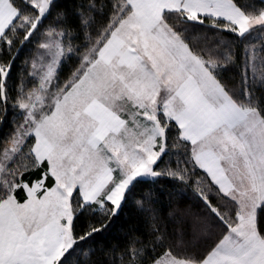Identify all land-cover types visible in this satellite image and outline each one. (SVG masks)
Wrapping results in <instances>:
<instances>
[{
	"label": "snow or ice",
	"instance_id": "1",
	"mask_svg": "<svg viewBox=\"0 0 264 264\" xmlns=\"http://www.w3.org/2000/svg\"><path fill=\"white\" fill-rule=\"evenodd\" d=\"M0 264H264V0H0Z\"/></svg>",
	"mask_w": 264,
	"mask_h": 264
}]
</instances>
